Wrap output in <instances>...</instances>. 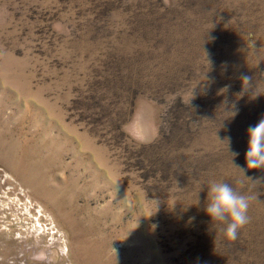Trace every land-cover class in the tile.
Instances as JSON below:
<instances>
[{
    "label": "rangeland",
    "instance_id": "obj_1",
    "mask_svg": "<svg viewBox=\"0 0 264 264\" xmlns=\"http://www.w3.org/2000/svg\"><path fill=\"white\" fill-rule=\"evenodd\" d=\"M262 118L264 0H0V264H264Z\"/></svg>",
    "mask_w": 264,
    "mask_h": 264
},
{
    "label": "clouds",
    "instance_id": "obj_2",
    "mask_svg": "<svg viewBox=\"0 0 264 264\" xmlns=\"http://www.w3.org/2000/svg\"><path fill=\"white\" fill-rule=\"evenodd\" d=\"M242 80H249L243 76ZM235 114V113H234ZM248 169H264V118L248 129L245 152ZM207 204L204 212L210 221L224 225L223 231L229 241L237 239L238 230L248 223L250 196L236 192L225 182H209L206 186Z\"/></svg>",
    "mask_w": 264,
    "mask_h": 264
},
{
    "label": "trees",
    "instance_id": "obj_3",
    "mask_svg": "<svg viewBox=\"0 0 264 264\" xmlns=\"http://www.w3.org/2000/svg\"><path fill=\"white\" fill-rule=\"evenodd\" d=\"M91 133L100 141V143L106 144L111 150H112V144L110 141H107L104 136L99 135L98 132L95 129H91ZM124 136V141L123 143H127L126 140H131V138L128 135H123ZM123 165H127L126 162H123Z\"/></svg>",
    "mask_w": 264,
    "mask_h": 264
}]
</instances>
